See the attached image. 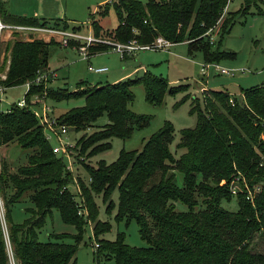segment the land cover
Returning a JSON list of instances; mask_svg holds the SVG:
<instances>
[{
    "label": "trees",
    "instance_id": "obj_1",
    "mask_svg": "<svg viewBox=\"0 0 264 264\" xmlns=\"http://www.w3.org/2000/svg\"><path fill=\"white\" fill-rule=\"evenodd\" d=\"M110 1L100 5L89 19L95 37L148 44L161 36L171 43L186 42L189 53L201 51L205 62L235 55L220 48L231 28V14L223 20L216 43H210L205 34L221 18L227 0ZM257 2L264 0H244L245 8L239 11L245 14ZM110 8L118 23L106 29L101 19ZM0 17L6 23L21 25L44 26L50 22L13 14L2 2ZM50 23L62 24L73 31L81 29V25L71 26L61 19ZM55 45L59 43L53 39L45 41L33 36L28 40L7 41L0 60V72L5 71L4 78L0 77V87L24 85L38 73L47 72L50 51ZM107 48L104 44L91 45L88 53L91 56ZM135 84L143 85L145 99L156 105L162 103L166 93L174 95L187 86L169 85L165 77L144 72L107 84L80 81L74 90L47 88L46 98L55 101L84 99L83 105L58 118L67 127L84 130L98 118L106 117L99 129L77 140L78 156L86 157L87 150L88 155L105 151L111 146V137L128 138L134 127L147 123L148 116L129 108L134 99L131 87ZM43 90V83H32L25 94L26 101ZM241 92L238 98L224 90L204 89L200 97L190 101L189 110L196 116V124L180 131L176 147L184 151L178 157L169 147L174 127L165 121L140 150L123 149L110 164L103 161L85 164L90 182L85 184L79 177L77 182L84 204L78 201L76 192L68 190L67 186L73 182L64 159L52 151L32 109L13 103L8 110L0 111V145L16 142L32 149L27 162L15 171H10L4 160L0 165L4 218L17 264H77L76 243L87 221L92 222L93 236L98 242L93 251L96 260L104 256L112 258L114 264H264V249H255L252 244L256 233L264 238V83ZM186 100L187 97L181 99ZM176 171L182 174L181 185L176 183ZM236 175L241 177L243 190L233 195L230 181ZM115 189L116 219L127 223L135 220L147 245L126 243L123 231L112 240L99 237L109 230L110 224L98 218L94 197L100 194L109 210ZM7 190L12 191L10 195ZM25 192H29L33 207L27 209L29 214L23 222L15 223L11 220V206ZM233 200L235 210L223 206ZM178 203L184 205L183 210L177 208ZM53 209L58 210L63 221L75 225L76 243L62 240L65 232L53 231L55 239L37 238L45 216ZM0 264H9L1 219Z\"/></svg>",
    "mask_w": 264,
    "mask_h": 264
},
{
    "label": "rangeland",
    "instance_id": "obj_2",
    "mask_svg": "<svg viewBox=\"0 0 264 264\" xmlns=\"http://www.w3.org/2000/svg\"><path fill=\"white\" fill-rule=\"evenodd\" d=\"M113 1V0H112ZM146 2L147 0H140ZM109 0H11L9 7L11 13L17 15L34 16L44 18L50 22L55 19L66 20L69 25H81V29L75 32L83 35L92 33L89 19L92 13H95L100 5ZM244 0H232L229 2L228 8L224 15L216 25L214 30L208 36L210 43H216L220 35V29L223 20L231 14L233 17L230 31L226 33L221 42V50L234 52L233 57H226L219 60L218 65L223 68L230 69L235 72L234 76L216 74L212 67L202 70L207 63L204 60L203 53L196 51L189 53L186 42L173 43L168 48L158 49H137L132 53H121L112 50L111 40L105 39L103 43L108 46V50L100 53L92 54L88 59L83 58L79 52V47L83 44L80 40H69V46L64 47L61 44V37L58 34L35 32L33 37L41 38L45 41L53 39L59 45L52 46L50 57L48 60V71L55 75L50 77L47 82H43L44 90L38 94H32L27 102L25 85L8 87L0 90V111H6L13 103L21 100L23 97L27 106L41 111V100L39 97H45V105L50 109L48 117L55 118L59 123L58 118L66 111L73 107L84 104V99L70 98L60 101L46 98L47 88H67L74 90L80 81H86L92 85L114 83L128 77L140 76L144 72H149L154 75L165 77L169 85L187 84L182 91L171 95L166 93L161 104H151L145 99L143 85L135 84L131 87L134 99L129 105L131 111L136 114H143L149 117L146 124L141 127H134L133 132L128 138L111 137L109 142L110 148L95 154L88 155L90 150L86 151L85 156H78L75 150L77 140L83 135H89L93 131L100 128L105 123L106 117L98 118L95 123L84 129L74 130L67 128L65 134L66 141L71 143L68 146V156L66 153H58L62 156L67 171L70 173L71 181L67 186L72 193L78 194L77 199L81 204L84 200L80 198L81 190L78 191L76 185L78 177L85 184H89L90 177L85 164L96 165L100 161L110 164L115 161L120 152L124 150H140L144 142L155 133L165 121L172 123L174 127V137L170 144L171 152L178 157L184 149H177L176 145L180 139V131L186 128H193L196 124V116L190 113V101L195 97H200L204 89L224 90L232 95L241 98V90L251 86L264 83V2L251 4L247 13H241L244 6ZM101 11V9H100ZM98 18L99 15L97 14ZM47 23L48 27L71 32V28H63L62 24L53 25ZM118 23L116 14L112 8L108 14L101 19V24L104 28L112 29ZM13 24V23H12ZM93 35V34H92ZM28 40L26 34L20 31H5L0 40V60L3 58V47L7 41L15 39ZM100 38V37H98ZM110 41V42H109ZM71 42H75L71 45ZM121 43V42H118ZM215 61H210L213 63ZM89 66L94 68L106 67L105 72L97 73L90 71ZM242 71V72H240ZM4 72H0V77L4 78ZM114 80V81H113ZM112 81V82H111ZM187 97L186 101H181ZM35 101V104H32ZM43 127V126H42ZM44 135H48V131L44 130ZM50 144L53 146L57 143L53 136H49ZM73 145V146H72ZM0 146V165L1 161L7 163L10 171H15L16 168L27 162V155L32 152L31 148H23L16 142L4 144ZM6 147V148H5ZM65 147V150L67 149ZM176 183L181 185L182 174L176 171ZM80 189V187H79ZM12 191L7 190V195ZM29 192H25L22 197L11 206V220L15 223H21L29 214V208L33 207L32 202L28 197ZM95 203L98 209V218L106 220L110 224L109 230L103 232L99 237L115 239L117 233L123 231L125 233L124 240L130 245L142 246L147 245V241L140 237L138 224L135 220H130L128 223L123 220H117L115 217L118 202V191L115 189L111 195L113 201L112 207L107 210L106 203L102 201L101 195H95ZM223 206L235 210L236 203L231 201L223 203ZM179 210L184 209V205L177 204ZM86 213V210H80ZM0 219L3 228L6 232L8 222L4 218V200L0 193ZM75 225L65 222L60 218L58 210L53 209L45 216L43 225L37 233L39 240L55 239L52 232H65L66 235L62 240L70 243H76ZM97 239L93 236L92 222L87 221L83 225L82 237L77 242V249L74 254L77 264H114L112 258L100 256L98 260L93 254ZM252 244L255 249H264V238L256 233L252 239Z\"/></svg>",
    "mask_w": 264,
    "mask_h": 264
},
{
    "label": "built area",
    "instance_id": "obj_3",
    "mask_svg": "<svg viewBox=\"0 0 264 264\" xmlns=\"http://www.w3.org/2000/svg\"><path fill=\"white\" fill-rule=\"evenodd\" d=\"M230 1H232V0H227L226 5L223 8L221 18L224 15L226 9L228 8ZM220 19H219V21H220ZM219 21L217 22V24L219 23ZM216 25L209 28L205 32V34L207 36H210L211 31L214 30ZM5 31L23 32L24 34H26L28 39L30 36H33V34L35 32H43V33L48 32V33H52V34H58L61 37V39H60L61 44L64 47L69 46V40H71V39L72 40L73 39L80 40L81 42H83V44L79 47V52L82 54L83 58H85V59H88L90 57V55L88 53V47L89 46L94 45L95 43L105 42L104 41L105 39L95 37L94 35H92V33H90L88 35H83L81 33L75 32L73 30L71 32H65L63 30L55 29V28L48 27L45 25L44 26H31V25L6 23L0 17V40L2 39V34ZM110 43L113 46L111 49L121 53L122 56H124V53H126V54L132 53L137 49L168 48V46L172 44L170 41L164 39L161 36H157L151 43H148V44H139L135 40H130L126 43H118V42H113V41H111ZM210 67L213 68V70L215 71L216 74H224V75H229V76L235 75L234 71L227 69V68L220 67L218 65V63H216V62H213V63L207 62L203 66L202 70L205 71L207 68H210ZM88 69L90 71L97 72V73H101V72L106 71V67L94 68L92 66H89ZM240 72H242V71H240ZM53 75H55V74L51 71L38 73V75L36 76V78L32 82L29 81V82H26L24 84L27 87V90L25 93L28 92L30 85L32 83L41 84L43 82H47L48 79L50 77H52ZM2 89H4V88L0 87V90H2ZM39 98L41 100V103H39V104H41V111H38L34 108H32V111L34 112V115L38 118L40 124L43 126V129L48 131V135H45V137L49 140V136H53L55 138V140L57 141V143L52 146V151L55 154H58L61 152H62V154L66 153V156H68V148L67 147L71 146V143L66 141L67 137L65 136V134L67 133L68 127L65 124L58 123L55 118L48 117L50 109L44 103L45 97L41 96ZM32 102H33L32 104H35V101H32ZM230 102L233 103L232 98H230ZM16 103L20 107L27 106L24 97L21 100H18ZM65 147L67 148L66 150H65ZM240 179H241V177L236 175V176L232 177V179L230 181V192L233 195H236V193H238L240 190H243L241 188V185H240ZM224 182L225 181L223 180L221 183H224ZM76 187H77L78 191L80 192L78 183H77ZM245 189H247L246 186H245ZM249 195L247 196V198H249ZM3 231H4V239H5V243H6V248H7V252H8V256H9V264H17V262L14 258L13 252H12V245H11V241H10L9 236H8V232H7V230L5 232L4 228H3ZM95 245L97 246L98 242H96Z\"/></svg>",
    "mask_w": 264,
    "mask_h": 264
},
{
    "label": "crops",
    "instance_id": "obj_4",
    "mask_svg": "<svg viewBox=\"0 0 264 264\" xmlns=\"http://www.w3.org/2000/svg\"><path fill=\"white\" fill-rule=\"evenodd\" d=\"M0 2H2V3H4L5 5H6V7H7V9L9 10V11H11V7H9V4H10V2H11V0H0ZM12 12V11H11ZM25 15V14H24ZM34 16H37V15H34ZM173 44V43H172ZM105 72V71H104ZM114 81V80H113ZM112 82V81H111ZM0 146H2V147H4L3 145H0ZM6 148V147H5Z\"/></svg>",
    "mask_w": 264,
    "mask_h": 264
}]
</instances>
